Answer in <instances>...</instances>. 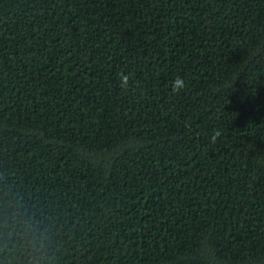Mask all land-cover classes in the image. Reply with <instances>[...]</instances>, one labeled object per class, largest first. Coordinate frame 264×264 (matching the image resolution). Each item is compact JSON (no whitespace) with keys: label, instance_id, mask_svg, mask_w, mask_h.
I'll return each mask as SVG.
<instances>
[{"label":"trees","instance_id":"16d2710c","mask_svg":"<svg viewBox=\"0 0 264 264\" xmlns=\"http://www.w3.org/2000/svg\"><path fill=\"white\" fill-rule=\"evenodd\" d=\"M17 211L47 264H264V0H0Z\"/></svg>","mask_w":264,"mask_h":264},{"label":"clouds","instance_id":"9594fccd","mask_svg":"<svg viewBox=\"0 0 264 264\" xmlns=\"http://www.w3.org/2000/svg\"><path fill=\"white\" fill-rule=\"evenodd\" d=\"M129 75H121V87H128ZM183 78L177 77L173 82V91L179 92L184 87ZM0 240L12 242L14 248L28 253V264H47V252L51 243L49 230L31 216L25 217L18 211L3 214L0 218Z\"/></svg>","mask_w":264,"mask_h":264}]
</instances>
